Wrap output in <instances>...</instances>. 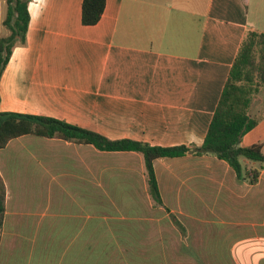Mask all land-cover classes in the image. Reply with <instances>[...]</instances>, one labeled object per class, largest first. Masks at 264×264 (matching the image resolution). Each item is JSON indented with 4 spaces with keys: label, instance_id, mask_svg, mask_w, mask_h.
Here are the masks:
<instances>
[{
    "label": "crops",
    "instance_id": "1",
    "mask_svg": "<svg viewBox=\"0 0 264 264\" xmlns=\"http://www.w3.org/2000/svg\"><path fill=\"white\" fill-rule=\"evenodd\" d=\"M82 5L31 0L26 44L0 79V113L49 117L110 140L202 146L243 41L264 34V0H106L95 26L83 25ZM6 14L0 0V38L10 35ZM258 144L264 119L241 146ZM154 169L163 207L150 198L138 153L11 140L0 150V264H264V234L100 236L113 219L141 220L142 199L178 216L195 211L201 196L211 211H242L245 182L214 156L161 158ZM259 171L254 215L264 214V165ZM102 197L116 215L102 210ZM112 197H124L122 210Z\"/></svg>",
    "mask_w": 264,
    "mask_h": 264
},
{
    "label": "trees",
    "instance_id": "2",
    "mask_svg": "<svg viewBox=\"0 0 264 264\" xmlns=\"http://www.w3.org/2000/svg\"><path fill=\"white\" fill-rule=\"evenodd\" d=\"M7 14L3 25L10 32L0 38V79L6 69L13 50L27 41L31 0H6ZM106 8V0H83L82 23L85 26L97 25ZM264 47V34L250 32L243 41L224 86L219 104L209 126L205 141L200 147H157L130 139L110 140L103 135L91 132L66 122L43 116L16 113H0V150L8 143L23 136L46 139H60L78 145H90L101 152H135L144 160L150 198L154 205L163 207L164 203L158 186L154 162L161 158H181L188 154L196 157L214 156L226 162L236 173L238 181L251 178L257 184L260 171H244L241 159L264 165V146L262 144L242 147L243 138L254 130L264 119L251 115L253 96L260 92L264 79H254L255 52ZM6 213V186L0 175V241ZM177 227L185 232L180 221ZM187 235V234H183Z\"/></svg>",
    "mask_w": 264,
    "mask_h": 264
},
{
    "label": "rangeland",
    "instance_id": "3",
    "mask_svg": "<svg viewBox=\"0 0 264 264\" xmlns=\"http://www.w3.org/2000/svg\"><path fill=\"white\" fill-rule=\"evenodd\" d=\"M255 71L254 79H264V47L257 48L255 52ZM251 115L254 117H261L264 115V85L261 87L260 92L255 93L253 96V104L251 107ZM241 159V164L246 172L259 170L260 163L251 162L254 168L250 167ZM250 162V161H249ZM256 168V169H255ZM251 178L245 182V189L239 199L242 211L238 212L235 208L234 217H240L232 219V213L221 211L222 206L209 205V208L216 207V211L208 209V205L205 203L206 197H198L196 210L192 212H186L178 216L177 213L163 212L161 210H155L152 208L151 203H145L142 200L139 201L138 205H141L143 216L141 220H120L113 219L111 222L107 220L108 224H102L100 228V236H119L123 234L127 235H263L264 226L259 227L254 225L255 222L264 224V214L260 213L254 215L253 213V190H252ZM117 208L122 210L124 207V197H112ZM117 199V200H115ZM104 204L102 210L107 211L111 215L114 210H110L109 207L114 208V204H110L108 197H102ZM105 206V207H103ZM157 207V206H156ZM136 213H129L128 216L134 217ZM232 217V218H231ZM254 218L260 220H254ZM180 221L185 227V232L181 230L175 224V221ZM236 221L239 223L236 225ZM257 224V223H256ZM117 264H125L124 260L119 259Z\"/></svg>",
    "mask_w": 264,
    "mask_h": 264
}]
</instances>
